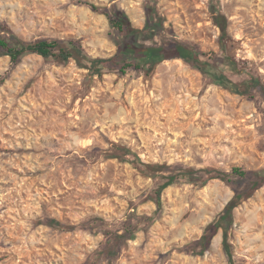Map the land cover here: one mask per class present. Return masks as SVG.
Wrapping results in <instances>:
<instances>
[{
    "label": "rangeland",
    "instance_id": "obj_1",
    "mask_svg": "<svg viewBox=\"0 0 264 264\" xmlns=\"http://www.w3.org/2000/svg\"><path fill=\"white\" fill-rule=\"evenodd\" d=\"M113 8L138 30L146 8L164 18L142 44L181 42L238 85L264 82V0H0V33L110 58L122 37ZM234 168L264 170L257 91L236 94L180 59L98 77L74 60L0 52V264H230L223 228L208 249L200 241L246 187ZM225 228L235 264H264V186Z\"/></svg>",
    "mask_w": 264,
    "mask_h": 264
},
{
    "label": "trees",
    "instance_id": "obj_2",
    "mask_svg": "<svg viewBox=\"0 0 264 264\" xmlns=\"http://www.w3.org/2000/svg\"><path fill=\"white\" fill-rule=\"evenodd\" d=\"M86 4L94 11H99V7L96 5ZM212 13L213 22L221 32L219 38L221 49L225 52V56L229 60L233 69L239 71L235 60L227 55V41L229 40L228 19L220 12L213 10ZM105 15L114 29L122 36L117 42L116 54L110 58H92L85 52L82 45L73 41L42 39L27 43L10 39L1 33L0 52L3 55L9 56L12 62H18L22 57L31 54H36L44 59L55 60L60 63H67L70 60H74L80 68L86 69L91 75L98 77H103V75L108 72L125 74L128 69L150 73L164 61L180 59L193 68L212 77L216 84L221 85L236 94L250 96L257 91L264 99V82L259 78L252 77L244 84L238 85L210 62L204 61L202 57H205L206 54L195 48L189 47L184 43L174 42L172 44L162 45L142 44L140 41L141 39H146L148 37L147 34L159 35L166 31L164 18L154 14L150 8H146L147 20L146 26L143 30L133 28L126 13L119 9H108L105 12ZM113 157L114 156H111V158ZM233 174L245 179L247 183L246 187L241 192H238L227 204L217 221L211 223L207 227L205 234L200 241L204 250L208 249L211 246L213 238L218 234L219 230L223 228V245L229 255L230 264L235 263L229 250L228 231L225 226H229L233 223L234 211L241 202L250 199L256 191L264 186V170L258 172H246L239 168H234ZM224 178H226V176L221 175V179ZM176 179L177 176L168 177V181L160 188L157 193L158 207H161L162 191L171 186Z\"/></svg>",
    "mask_w": 264,
    "mask_h": 264
}]
</instances>
